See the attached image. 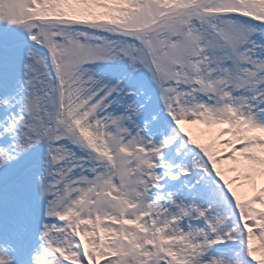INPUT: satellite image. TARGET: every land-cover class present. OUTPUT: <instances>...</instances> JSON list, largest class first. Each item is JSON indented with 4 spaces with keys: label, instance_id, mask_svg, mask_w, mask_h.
<instances>
[{
    "label": "snow or ice",
    "instance_id": "obj_1",
    "mask_svg": "<svg viewBox=\"0 0 264 264\" xmlns=\"http://www.w3.org/2000/svg\"><path fill=\"white\" fill-rule=\"evenodd\" d=\"M239 162L264 175V0H0V264H264Z\"/></svg>",
    "mask_w": 264,
    "mask_h": 264
},
{
    "label": "rangeland",
    "instance_id": "obj_2",
    "mask_svg": "<svg viewBox=\"0 0 264 264\" xmlns=\"http://www.w3.org/2000/svg\"><path fill=\"white\" fill-rule=\"evenodd\" d=\"M189 130L193 133L194 136H196L198 139H200L201 142L209 143L213 139V137L211 135L204 134V133L208 132V130L205 129L203 125H193V126H189ZM217 150L220 153L221 157H224V156L227 155V150L226 149H223V148H219L218 147ZM241 168L243 170L244 166L243 165H238V167L236 168L237 169L236 172H229L228 171V163H225L224 165H222V169L225 171V174H226L227 178H229V179H232V175L234 173H239V171L241 170ZM258 176H260L261 178L264 177V175H258ZM242 181H247V180L243 179ZM239 193L241 195V198L242 199H245V198H247V196L249 195L248 193H250V192L248 190V191H243V192L241 191Z\"/></svg>",
    "mask_w": 264,
    "mask_h": 264
},
{
    "label": "bare ground",
    "instance_id": "obj_3",
    "mask_svg": "<svg viewBox=\"0 0 264 264\" xmlns=\"http://www.w3.org/2000/svg\"><path fill=\"white\" fill-rule=\"evenodd\" d=\"M225 138V137H224ZM224 138H222V140L220 141L221 143H222V141L223 140H225ZM238 165H243L244 166V164H243V162H239V163H237V164H235V165H232V164H228V169L229 168H237L238 167ZM246 169H245V166H244V168H243V170H242V168H241V170L239 171V175L237 176V177H235L234 175H232V177H233V179L234 180H236V183L235 184H240V183H242L243 185H244V187H243V189H246V188H249V190L251 191V184L254 182L253 180H254V177L252 178V180H247V181H245V182H243L242 181V177H243V175H244V173L245 172H243V171H245ZM241 179V180H240ZM263 180H264V177L262 178ZM250 181H251V184H250ZM234 184V185H235ZM247 184V185H246Z\"/></svg>",
    "mask_w": 264,
    "mask_h": 264
}]
</instances>
